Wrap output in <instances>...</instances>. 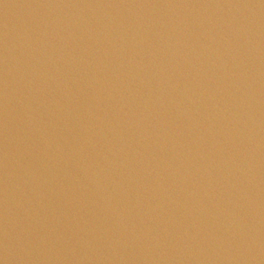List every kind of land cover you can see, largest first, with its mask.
<instances>
[{
    "label": "water",
    "instance_id": "obj_1",
    "mask_svg": "<svg viewBox=\"0 0 264 264\" xmlns=\"http://www.w3.org/2000/svg\"><path fill=\"white\" fill-rule=\"evenodd\" d=\"M0 264H264V0H0Z\"/></svg>",
    "mask_w": 264,
    "mask_h": 264
}]
</instances>
